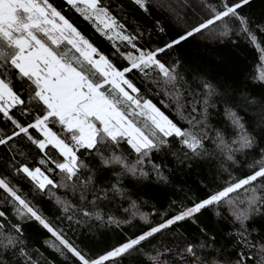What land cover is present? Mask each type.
Instances as JSON below:
<instances>
[{
	"label": "trees",
	"instance_id": "1",
	"mask_svg": "<svg viewBox=\"0 0 264 264\" xmlns=\"http://www.w3.org/2000/svg\"><path fill=\"white\" fill-rule=\"evenodd\" d=\"M225 2L231 4L236 0H148L147 11L134 0H101V6L108 10L118 25H123L118 31L135 37L132 43L136 47L133 48L126 41L115 37L110 41L101 35L93 23L85 20L66 0H49L118 69L130 66L124 56L128 53L139 55L137 48L144 52L165 48L157 58L166 66L176 67L180 77L177 87L185 104L184 117L200 119L199 113L204 111L203 101L205 98L208 101L204 122L192 128L178 113L177 104L169 94L172 90L166 92L158 85V72H150L148 76L136 70L127 73V78L140 90L142 98L150 99L179 127L203 136V148L196 155L183 146L180 139L169 137L166 144L152 150L143 157V163L137 164L140 157L122 141L115 154L123 156L129 165H136L138 171L135 175L118 164L106 167L95 150L81 149L77 153L85 165L81 177L90 176L93 180L84 193L86 199H81L79 188L75 191L65 187L50 188L42 193L31 180L16 171L21 165L33 169L39 167L57 184L64 182L63 174L25 136L0 145V178H6L89 259L136 238L184 209L208 199L229 183L250 175L249 165L264 155V81L258 78L264 72V52L261 51L264 50V0H250L238 10L256 36V45L241 30L238 20L227 18L225 22H217L173 48H166L168 43L193 26L211 18L212 8L222 10ZM225 31L227 34L222 35ZM8 78L14 91L24 99V109L30 113L23 115L18 107L13 109V114L20 123L27 125L34 121L36 115L42 114L40 106L32 99L33 88L26 80L19 79L14 71ZM206 84L214 90L212 95H208ZM194 100L200 103L194 104ZM193 107H196V113L192 112ZM229 112H235L241 118L244 130L254 140L251 149L234 153L236 163L227 160L226 152L218 147L217 141L219 134L225 143L237 147L232 142L239 138L241 130L233 125ZM50 127L64 136L58 124H50ZM13 131H16L14 125L0 115V137L11 135ZM30 133L34 138L42 139L35 130H30ZM101 150L105 156L112 154L108 145ZM47 151L52 159L62 160L51 147ZM41 159L46 160V165L40 164ZM49 168L52 170L48 171ZM114 186L119 191H114ZM245 195L241 190L231 194V199L239 202L245 199ZM57 198L71 205L68 212H64ZM240 207L246 205L241 204ZM84 210L92 215L84 216ZM0 211L8 217L7 221L0 219L6 232L15 235L12 225H20L23 247L36 264H79L65 249L55 250L53 245L58 246V241L38 222L18 219L10 198H6L2 191ZM97 214L104 218L103 221L95 218ZM109 217L119 221V226L108 223ZM244 228L255 248L249 249L240 241V222L235 219L233 208L226 201L221 202L157 234L150 242H144L142 251L120 258L117 264H150L147 254L156 255L157 249L163 251L165 248L171 249L167 256L174 259V254L189 244L196 246L202 258L211 253L224 264H236L239 254L244 252L253 256L248 264H255L258 249L264 246V211L252 214ZM202 244L209 247L200 248ZM0 264H25V261L11 249L0 252Z\"/></svg>",
	"mask_w": 264,
	"mask_h": 264
},
{
	"label": "snow or ice",
	"instance_id": "2",
	"mask_svg": "<svg viewBox=\"0 0 264 264\" xmlns=\"http://www.w3.org/2000/svg\"><path fill=\"white\" fill-rule=\"evenodd\" d=\"M134 2L147 11L148 0ZM249 2L250 0H236L231 4L223 3L222 10L212 8L211 18L193 26L168 43L166 48H173L217 22H225L227 18L238 20L241 30L247 33L248 38L256 45V36L250 31L247 19L238 11ZM66 3L85 20L93 23L96 30L110 41L115 37L126 41L133 48L136 47L132 43L135 37L118 31L123 25H118L108 10L101 6V0H66ZM224 26L227 29L226 23ZM221 34L226 35L227 31ZM257 47L259 48V45ZM165 50L160 48L155 52H144L137 48L139 55L128 53L124 56L130 66L121 70L98 51L77 27L49 3V0H0V115L10 121L16 129L11 135L0 137V145H7L16 137L25 136L45 154L48 162L53 163L63 174L64 182L57 184L39 167L33 169L21 165L16 171L31 180L42 193L50 188L65 187L73 191L79 188L81 199H86L84 193L93 180L90 176L81 177V170L85 167L77 155L81 149L95 150L106 167L118 164L133 175L138 171L136 165H129L123 156L115 154V149L122 141L140 157L137 164L143 163V157H147L152 150L166 144L169 137L180 139L183 146L199 155L198 150L203 148L204 137L179 127L150 99L142 98L140 90L127 78V73L133 70L145 76L153 71L158 72L160 79L157 83L166 92L168 89L172 90L169 94L177 104L178 113L192 128L202 124L207 114V98L203 101L204 111L199 113L200 119L196 116H183L185 104L177 87L180 77L176 67L166 66L157 58L158 54ZM13 71L19 79L30 83L33 88L32 99L40 106L39 111L42 113L36 115L34 121L27 125L20 123L13 114V109L18 107L23 115L30 114L23 107L24 99L14 91L12 81L8 78ZM258 78L264 81V72H261ZM205 88L208 95L213 94L211 85L206 84ZM193 103L199 104L200 101L194 100ZM192 112H197L196 107L192 108ZM229 116L233 125L241 130L239 138L232 142L237 147L233 148L225 143L219 134L217 141L218 147L226 152L227 160L236 163L234 153L251 149L254 140L244 130L241 118L235 112H229ZM50 124H58L64 136L53 131ZM30 130H35L42 139L34 138ZM104 145L111 148L110 156L103 154L101 149ZM49 147L54 149L62 160L52 159L47 151ZM40 164L46 165V160L41 159ZM249 168L252 170L250 175L235 183H229L208 199L184 209L174 217L94 259H89L78 247L70 243L6 178H0V191L6 194V198H10L18 219L38 222L55 241H58V246L53 245L56 251L65 249L79 264H117L120 258L142 251L144 242H150L157 234L178 222L192 219L205 208L225 201L233 208V215L240 222V241L249 249L255 248L256 245L248 240L244 224L252 214L264 211V155H261L259 160H254ZM141 175L145 173L141 172ZM113 190L119 191L115 186ZM241 190L246 194L245 199L233 201L231 194ZM57 203L62 206L64 212L71 208L67 201L59 198ZM241 204L246 207L241 208ZM83 215L91 216L92 213L84 210ZM95 218L101 221L104 219L98 214ZM0 219L8 220L4 211H0ZM107 222L117 226L120 223L113 217H109ZM12 228L15 235L6 232L5 224L0 222V252L14 249L24 259L25 264H36L23 247V231L20 225L14 224ZM207 247L209 246L205 244L200 245V248ZM169 252L171 249H157L156 255L147 254V258L150 264H224L211 253L207 258H202L198 255L196 246L191 244L176 252L174 259L168 258ZM257 256L255 264H264V246L258 249ZM252 260L253 256L241 252L236 264H248Z\"/></svg>",
	"mask_w": 264,
	"mask_h": 264
}]
</instances>
